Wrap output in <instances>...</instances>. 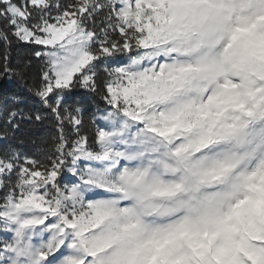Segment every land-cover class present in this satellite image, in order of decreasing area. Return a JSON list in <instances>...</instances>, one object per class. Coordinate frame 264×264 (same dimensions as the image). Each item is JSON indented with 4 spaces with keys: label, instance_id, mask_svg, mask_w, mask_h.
Wrapping results in <instances>:
<instances>
[{
    "label": "snow or ice",
    "instance_id": "1",
    "mask_svg": "<svg viewBox=\"0 0 264 264\" xmlns=\"http://www.w3.org/2000/svg\"><path fill=\"white\" fill-rule=\"evenodd\" d=\"M193 79L202 101L177 103ZM0 82L19 89L0 100V264L264 260V229L236 238L264 222V187L236 156L217 165L216 191L146 236L118 199H144L162 151L185 164V125L206 122L210 147L243 143L264 117V0H0Z\"/></svg>",
    "mask_w": 264,
    "mask_h": 264
},
{
    "label": "clouds",
    "instance_id": "2",
    "mask_svg": "<svg viewBox=\"0 0 264 264\" xmlns=\"http://www.w3.org/2000/svg\"><path fill=\"white\" fill-rule=\"evenodd\" d=\"M165 59H176L175 57H165ZM187 60L189 57H183ZM206 87L199 79H193L189 83L182 94L178 97L177 103L195 105L202 101ZM189 122L191 117L188 118ZM205 122L203 128L190 127L178 139L181 152L185 157V164L178 165L170 156L161 152L160 161L151 164L149 175L145 180V187L140 190V194L144 199L142 201L120 199L121 206L135 207L136 212L142 222L146 236L148 230L172 224L180 220L187 214L186 202L195 204L200 197L208 193L216 191L213 177L216 174L217 165L226 157L236 156L239 158V164L236 172L254 173L252 182L264 187V117L250 121L247 127V136L243 143L236 142H218L210 147L202 146L200 143V135L204 128H207ZM176 145L174 144L173 147ZM165 163L168 165L165 166ZM153 181H159L166 185H191L194 189L192 192H178L173 199L163 196H150L151 188L149 185ZM134 219V218H133ZM126 217H121L118 224L128 223ZM255 223L256 227L264 229V222H248L238 224L236 226L238 234L237 239L243 232L252 227ZM118 224L112 225L117 227ZM107 230V229H106ZM251 256V252L239 251V259L237 264H246V258ZM83 258L87 260V256ZM60 264V262H57ZM259 264H264L261 260Z\"/></svg>",
    "mask_w": 264,
    "mask_h": 264
},
{
    "label": "trees",
    "instance_id": "3",
    "mask_svg": "<svg viewBox=\"0 0 264 264\" xmlns=\"http://www.w3.org/2000/svg\"><path fill=\"white\" fill-rule=\"evenodd\" d=\"M19 91L17 85L12 82H0V100L10 96L11 94ZM77 99H80V97H77ZM31 103V102H30ZM95 109V104L92 102V107L90 110Z\"/></svg>",
    "mask_w": 264,
    "mask_h": 264
}]
</instances>
